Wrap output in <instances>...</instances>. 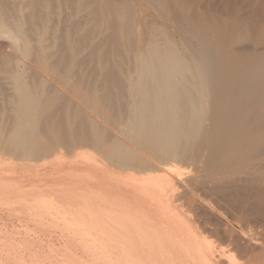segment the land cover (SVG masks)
<instances>
[{
  "label": "bare ground",
  "instance_id": "obj_1",
  "mask_svg": "<svg viewBox=\"0 0 264 264\" xmlns=\"http://www.w3.org/2000/svg\"><path fill=\"white\" fill-rule=\"evenodd\" d=\"M55 1L85 15L0 0L40 69L0 59V264H264V0H157L168 45L132 0Z\"/></svg>",
  "mask_w": 264,
  "mask_h": 264
},
{
  "label": "rangeland",
  "instance_id": "obj_2",
  "mask_svg": "<svg viewBox=\"0 0 264 264\" xmlns=\"http://www.w3.org/2000/svg\"><path fill=\"white\" fill-rule=\"evenodd\" d=\"M7 3H9V6L11 7V9H12V12H13V14L15 15V16H19V15H21L23 12V10L22 11H20L21 9H22V7L25 5V3L23 2V0H13V2H12V0H5ZM25 1H27V0H25ZM133 2H135V4H138L139 6H141L140 8H139V11H140V13L142 14V16H141V18L143 19L142 21H141V26H144L142 29L144 30L145 28V30H144V33H146V36H147V38L148 39H153V38H156L158 41H160L163 45H168V42H167V38H168V35L171 33V30H170V27H169V25L170 24H168L167 23V21L163 18H160L161 17V14L159 15L158 14V12L160 11V10H157V8L158 7H160V5L159 6H157L158 5V3H157V0L155 1V0H132ZM153 1V2H152ZM159 1V3H161V2H163L162 0H158ZM161 1V2H160ZM164 1H166V0H164ZM195 1V0H194ZM247 1V0H246ZM246 1H241V3L243 2V4L245 5V6H242L241 5V7H243L242 9L244 10V9H247L246 8V6H248V5H250V3H252L253 1H251V0H248L247 2ZM260 1H262V0H257V2H260ZM12 2V3H11ZM20 2H23V6H22V3H20ZM137 2H139V3H137ZM213 2V3H212ZM220 3V0H202V2H201V0H197V5L198 6H200V5H202V6H200V7H206L205 5H206V3H207V7H208V3L210 4H212V6L210 7V5H209V7L212 9V10H214V11H216V10H219L218 8H219V3ZM254 2H256V1H254ZM21 4V6H20V4ZM196 3V2H195ZM203 3V4H202ZM249 3V4H248ZM14 4L16 5V6H14ZM154 4H156V5H154ZM205 4V5H204ZM214 4V5H213ZM248 4V5H247ZM11 5H13L14 7H12ZM18 5V6H17ZM152 5H154V6H152ZM219 5V6H218ZM155 6H157V7H155ZM143 7V8H142ZM150 9H149V8ZM154 7H155V9H154ZM248 7H250V6H248ZM17 8V9H16ZM142 8V9H141ZM13 9H15V12H14V10ZM158 9H160V8H158ZM248 9H250V8H248ZM17 10H18V12H17ZM25 10V9H24ZM55 10V11H54ZM82 10V9H81ZM80 9H76V10H72V9H70V8H66V7H62L57 1H55L54 0V2H53V8H52V11H53V13H52V20H54V21H52L51 20V22H53L52 24H54L53 26H57V28H62V30L63 29H65V27H67V25L70 23V21L74 18V17H81V15H85V11L84 10H82L81 11ZM143 10H145V11H143ZM20 11V12H19ZM78 11H79V13H78ZM57 13V15H55V13ZM61 12V13H60ZM77 12V13H76ZM82 12V13H81ZM18 13V14H17ZM242 13H247V12H242ZM59 14V15H58ZM61 14H62V16H61ZM57 16H59V17H57ZM61 16V17H60ZM160 16V17H159ZM241 18H242V15H239ZM70 17V18H69ZM245 16H243V18H244ZM53 18H55V19H53ZM58 18H61V19H58ZM70 21H69V20ZM59 20V21H58ZM242 20H244V19H242ZM66 21V22H65ZM68 21V22H67ZM264 21V20H263ZM58 23H59V25H58ZM143 23V24H142ZM51 24V25H52ZM52 26V27H53ZM55 26V27H56ZM55 27H53L54 29V31L55 30H57V31H59V29H56ZM52 29V28H51ZM53 30H51V32H50V35L51 34H54L53 33ZM62 30H60V31H62ZM59 31V32H60ZM55 33H56V36L57 35H59L60 33H57L56 31H55ZM78 34V35H77ZM80 35H81V30H80V32H77L76 34H75V38H79L80 37ZM78 36V37H77ZM51 37V36H50ZM50 37L48 38V40L50 39ZM51 38H54V37H51ZM0 41H3V42H5L4 44H0V54H1V56H0V59L2 60V62L4 61L1 57H2V55H5V54H9L10 56H12L15 60L16 59H22L23 60V62L21 63H19V62H16V61H14L13 62V64H12V66L14 67V68H12V66H10L9 67V71L8 72H10L11 71V73H10V76H11V74L14 72V70H20L21 69V67L23 68H25L26 69V67H29L30 69H31V71L33 70V71H35L36 73L38 72V70H40L39 68H37L36 66H34L35 64L33 63V61H32V63L33 64H31V58H22V52L21 51H19V50H17L16 52H15V50L16 49H14L13 48V46H11V45H9V41L7 42V39L4 37V38H0ZM50 41H52V40H50ZM3 46V47H2ZM34 46L36 47V43L34 44ZM252 47V46H251ZM21 52V53H20ZM4 57V56H3ZM17 57V58H16ZM1 60H0V62H1ZM26 60V61H25ZM28 61L30 62V64H31V66H25L24 65V62H26L25 64L26 65H30L29 63H28ZM15 63V64H14ZM19 63V64H18ZM21 65V66H20ZM35 67H33V66ZM17 68H16V67ZM12 68V69H11ZM23 68V69H24ZM33 68V69H32ZM28 69V68H27ZM36 69V70H35ZM1 71V73H0V85L3 87V88H1L0 90V96L1 95H9L10 93L12 94L13 93V90L11 89L12 88V85L10 84V82L9 81H11L10 79V76L4 71V70H0ZM42 74H40L41 75V77H44V76H46V77H48V76H50V75H45V73L43 74V72H41ZM7 74V75H6ZM48 79H49V77H48ZM50 80H51V77H50ZM50 80H49V82H50ZM55 80V79H54ZM52 81H53V79H52ZM51 81V85L53 84L54 86H51V85H49L50 83L49 82H47V84L49 85V86H51V87H53V88H58L59 87V84H57V86L55 85L56 83H54V82H52ZM9 83V84H8ZM4 84V85H3ZM11 87H10V86ZM4 87H6V88H4ZM8 87V88H7ZM60 88V87H59ZM11 89V90H10ZM10 91V92H9ZM66 95H68L69 97H71L72 95H70V93H66ZM6 97V96H5ZM2 98V97H1ZM0 98V99H1ZM71 98H73V99H75L73 96L71 97ZM121 128H122V126H120ZM72 155V154H71ZM71 159H72V157H70ZM69 159V158H68ZM207 185H211L209 182H207ZM209 187V186H208ZM205 189V188H204ZM199 190H200V188H199ZM199 190H198V193H200L201 191V193H203V195H204V192L203 191H205V193H206V191L208 190H200V192H199ZM207 192H210L209 190L207 191ZM235 215V217L237 218H235L234 219V221H236L238 224H239V220H240V223L241 224H239L240 226L241 225H243L242 227L243 228H246L247 227V229L246 230H248V229H251V227H252V229H254L255 231H257L258 230V232L262 229L263 230V226H262V223H256L253 219V221L251 220V219H247V220H245L246 218H242V219H240L241 218V214L239 213V214H234ZM237 215H240V216H237ZM240 217V218H239ZM239 218V219H238ZM238 220V221H237ZM242 220V221H241ZM243 220H245V222L243 221ZM251 221V222H250ZM242 222H244V223H242ZM261 222V221H260ZM249 225V226H248ZM251 225V226H250ZM256 225V226H255ZM255 228H254V227ZM250 227V228H249ZM261 230V231H262Z\"/></svg>",
  "mask_w": 264,
  "mask_h": 264
}]
</instances>
